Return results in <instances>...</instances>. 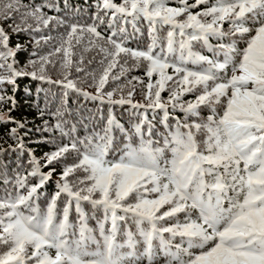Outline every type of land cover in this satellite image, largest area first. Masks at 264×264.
<instances>
[{
    "label": "snow or ice",
    "instance_id": "obj_1",
    "mask_svg": "<svg viewBox=\"0 0 264 264\" xmlns=\"http://www.w3.org/2000/svg\"><path fill=\"white\" fill-rule=\"evenodd\" d=\"M177 2L179 6H169L170 0H122L120 4L103 0L101 10L111 16L109 28L117 16L125 23L131 17L134 28L140 18L147 21L151 43L146 50L126 47L123 36L115 38L117 31L105 37L95 23L72 24L60 46L39 61L29 60L24 68L15 67L21 45L10 46L4 24L20 33L38 32L53 20L62 26L65 21L24 0L0 2V124L15 125L8 136L21 152L25 144L19 129L25 124L2 110L4 85L15 86L17 77L31 76L65 89L61 106L52 114L56 123L45 121L42 129L59 132L60 143L44 154L43 162L29 150L30 171L16 173L15 193L0 196V264H142L144 260L147 264H264V0ZM200 5L205 7L194 12ZM96 20L105 23L99 14ZM165 26L168 30L161 38ZM78 32L96 38L89 45L102 54L99 75L85 69L83 56L73 60V39L80 43ZM241 42L244 46L238 47ZM196 44L212 56L195 50ZM61 52L63 79L54 81L44 73L52 63L50 57ZM122 54L135 63L122 64ZM37 63L39 75L36 70L26 71ZM142 63L148 78L143 93L146 104L132 99L133 82L144 83L139 77L128 80L132 88L126 97L125 85L105 91L110 79L117 81ZM73 64L76 72L91 76L94 93L69 78ZM69 91L102 105L161 109L165 132H156L146 118L129 131L109 115L100 131L81 137L77 124L67 127L70 121L64 119L69 113ZM165 91L167 100L161 95ZM117 92L121 94L114 98ZM187 94L194 99L184 100ZM7 100L14 103L13 97ZM169 105L172 113L179 110L183 118L172 116ZM202 108L210 114L203 117ZM114 129L126 141L122 147L114 144ZM201 133L202 141L197 139ZM70 153L75 154L72 162L67 159ZM57 164L63 167L56 191L42 210L37 203L40 189L52 180ZM30 178L35 182L30 183ZM61 197L64 206L58 210ZM82 202L102 210L96 229L89 227ZM73 206L75 224L69 220Z\"/></svg>",
    "mask_w": 264,
    "mask_h": 264
},
{
    "label": "trees",
    "instance_id": "obj_2",
    "mask_svg": "<svg viewBox=\"0 0 264 264\" xmlns=\"http://www.w3.org/2000/svg\"><path fill=\"white\" fill-rule=\"evenodd\" d=\"M2 2V0H0ZM116 4L122 3V0H114ZM194 0H189V3H193ZM25 4L37 5L40 6L42 11L51 17H55L57 19L64 20L65 23L62 26H57L55 20L51 22L49 27L43 28L41 26V30L38 32H13L10 28H8L7 23L4 24L5 29L7 30L10 36V46L15 49L16 45H21V48L16 53L15 67L24 68L25 65H28L29 60H37L41 56H46L50 52L53 51L55 47L60 46L62 42V38H66L67 32L70 31V25L79 24L81 26H87L92 24H97V30L100 31L105 37L110 36L113 31H117L118 35L115 37L116 39H120L121 36L124 37V45L126 47L132 49H141L146 50L147 45L149 44L145 38L149 37L148 35V24L143 18L135 21V28L133 27L132 18L127 17L126 19L129 21L125 23L124 18L117 16L116 20L113 22V26L111 28L108 27V21L111 19L110 14L106 18L105 23L101 24L96 21L97 14L103 15V19H105V12L102 11L103 0H24ZM64 5L68 6V9L65 11L62 9ZM169 6H179L177 0H170ZM205 5H200L199 9H193V11H198L204 8ZM72 10V11H71ZM183 19V17H181ZM17 23H20L19 17L17 18ZM29 23L34 24V21L29 20ZM124 28L125 33H119L118 29ZM168 30V26H165L164 29L160 30L159 36L163 38L166 36V32ZM78 36H80V43H76V39H73V52L75 55L73 56V60H78L81 56L84 57V67L87 71H93L97 75H99L101 68L90 67L88 63L91 58L95 56H99L102 58V54H98V49L96 47H92L89 45V40L95 41L96 38L87 32H84L82 35L78 32ZM41 37H51V39L45 41L44 39H40ZM40 39V44L36 45L35 40ZM228 41V38H225V42ZM81 43H85L83 48H80ZM102 43V41L98 42ZM212 45L216 44V40H210ZM90 48V50L85 51V49ZM110 47V46H107ZM158 50V49H157ZM195 50L201 51L202 54L207 55L209 57L212 56V53L207 49H203L196 44ZM35 52L36 55H32ZM123 54L120 57V61L123 64L124 60L122 59ZM128 61L135 63L130 57H125ZM13 58L9 59L11 62ZM52 63L46 65L44 75L51 77L52 80H62L63 79V69L60 67L61 61L63 59V53L56 54L50 57ZM222 59V57H221ZM39 63L33 66H28L26 71L31 72L33 70L37 71L39 75ZM114 71H118V68ZM130 71L126 73L129 75ZM168 74H173L171 69H168ZM138 76L144 83H139L138 86L135 87V94L132 99L134 102H139L141 104H146L147 101L144 99V92L147 91L146 84L148 83V78L144 74H139ZM70 79H73L79 88L84 89L88 93H94L95 87L89 86L93 83L91 76H85L83 72L75 71V64L71 69ZM175 78V77H174ZM121 80V81H120ZM130 80L129 77H125L123 79H119L117 81L109 80V83L105 86V91H110L118 84V86L123 83L128 82ZM155 80V79H153ZM170 87L174 86L171 81L168 82ZM15 87V90L13 88ZM4 95L6 98V102L2 105V110L6 113H9L11 117L18 122H22L25 124V128L19 129L20 137H22L23 142L25 144V149L23 152L19 148L16 147L15 141L9 138L8 130L15 126L13 124H0V147L4 149V151L0 152V176H4L3 179L0 178V193L1 196H6L8 193H15V189L13 188V184L11 186H3V182L8 180L9 178H13L16 176V173L26 174L31 169V165L29 164V150L31 153L35 155V157L41 162H43L44 154L47 152H51L55 150L57 145L61 141V137L59 132H44L42 131L45 121L49 122V125H54L56 123L55 118L53 117V113H55L56 109L61 106V100L63 99V93L65 89L61 84L55 83H47L46 81H42L39 79H33L31 76H21L16 78L15 86L10 84L4 85ZM131 90H123V94L125 97L127 96V92ZM120 92H117L114 98H119ZM168 91L161 93L162 98L168 97ZM7 97H13V100H7ZM184 100L194 99L192 94H187L183 97ZM67 103L66 107L69 110V113L65 114L64 119H68L70 123L67 127H71L72 123L77 124V134L83 137L86 133H91L93 130L100 131V129L106 124V121H101L98 116H101L99 110L101 108H108L110 110L109 115H112L116 118L118 122H120L125 129L132 130V125L138 123L142 120L147 119L154 125V130L156 132L163 133L165 129L161 123L163 119L162 110H146L133 108L129 104L118 105V104H101L98 100H91L77 92L69 91V95L66 98ZM167 100V99H166ZM152 109V108H151ZM144 110V111H142ZM169 112L172 113L171 106H169ZM43 111V115L41 112ZM209 113L207 108H202L201 115L206 117ZM98 115V116H97ZM172 116H179L183 118V113H180L177 110L175 113H172ZM83 120L89 121L91 126H84L81 123ZM169 123L173 124L174 120L169 118ZM131 126H128V125ZM147 125H145V128ZM114 135V134H113ZM115 140L114 144L117 145L118 141L116 140V136L114 135ZM203 133L197 136L198 140H203ZM159 139V137H157ZM66 143L67 140L64 139ZM137 142V138H133V143ZM126 143V142H125ZM9 145H12V148H9ZM123 146V145H122ZM16 150L13 151L12 149ZM170 155V154H168ZM68 162H72L75 159V154H68ZM63 165H56V173L53 175L52 180L45 184V186L40 189V198L42 200L46 194H48L49 199L56 191V180L59 178V173L62 170ZM47 172L49 169H43ZM77 175H83V173L78 172ZM70 180L73 177L69 178ZM35 181L30 178V183H34ZM63 200L64 197H61V200L58 204V210L63 208ZM83 211L87 217V223L89 227L96 229L97 228V220L102 219L103 212L101 209H94L87 202H82ZM182 215V214H181ZM62 218V217H61ZM69 220L71 223H77V214L75 212L74 206L70 211ZM110 227V223L106 225V228ZM134 230V228H133ZM94 234L99 238L98 231L94 232ZM167 235V234H165ZM94 247V245L92 246ZM54 254V253H53ZM142 264H147V261L144 260ZM162 264V261H161Z\"/></svg>",
    "mask_w": 264,
    "mask_h": 264
},
{
    "label": "rangeland",
    "instance_id": "obj_3",
    "mask_svg": "<svg viewBox=\"0 0 264 264\" xmlns=\"http://www.w3.org/2000/svg\"><path fill=\"white\" fill-rule=\"evenodd\" d=\"M62 9L65 11L66 9H68V6L67 5H64L63 7H62ZM72 11V10H71ZM101 17H103V15H100ZM108 17V15H105V19L104 20H106V18ZM97 21V20H96ZM91 40V39H90ZM89 40V41H90ZM145 40L148 42V43H151V40H150V37H147V38H145ZM85 46V43H81V45H80V48H83ZM87 48V47H86ZM93 58H95V59H93ZM93 58H91V61H92V63H89L90 64V67H97V68H101V66L99 65V63H98V61L100 60V58H99V56H95V57H93ZM124 61L125 60H127L125 57H123L122 58ZM127 62H128V66H131V65H133L134 63H132V62H130V61H128L127 60ZM145 68H146V64L145 63H142L141 64V66L139 67V68H132V70L130 71V74L129 75H125V77H129L130 79L132 78V77H138V76H140L139 74H144V72H145ZM124 78V76H122L120 79H123ZM153 79H156V77L154 76L153 77ZM121 81V80H120ZM119 84V83H118ZM118 84L115 86V87H118ZM133 84L135 85V87L136 86H138L139 85V82H133ZM122 85H125V87L123 88V90H128L129 88H132V85H129L128 84V82H126V83H123ZM117 94V93H116ZM165 100L167 99V98H164ZM170 106V105H169ZM140 109H145V108H140ZM146 110H155V111H158V110H160V109H151V108H149V109H146ZM142 111H144V110H142ZM99 112L101 113V116H98L100 119H101V117H103V119H101V121L103 122V121H105L106 119H107V117L109 116V112H110V110L108 109V108H101L100 110H99ZM136 112L138 113V109L136 110ZM81 123H83L82 125H84V126H91V124L89 123V121H87V120H83ZM120 123V122H119ZM128 126H131L130 124L128 125ZM129 131H131L130 129H128ZM113 134L116 136V140L118 141V144L116 145L117 147H122V145L126 142L125 141V139H124V137H123V135L120 133V131L118 130V129H114V132H113ZM134 138V137H133ZM0 178L1 179H3L4 178V176H0ZM7 181H9V183H5V182H3V186H11L14 182H15V177H13V178H9ZM0 193H2V192H0ZM0 196H1V194H0ZM50 199H49V196H48V194H46L45 196H44V198L42 199V200H38L37 201V203L40 205V207H41V209L42 210H44V209H46V206H47V202L49 201ZM58 204H59V201H58Z\"/></svg>",
    "mask_w": 264,
    "mask_h": 264
}]
</instances>
